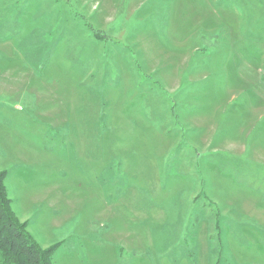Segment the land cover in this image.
Here are the masks:
<instances>
[{
    "label": "rangeland",
    "instance_id": "374dc122",
    "mask_svg": "<svg viewBox=\"0 0 264 264\" xmlns=\"http://www.w3.org/2000/svg\"><path fill=\"white\" fill-rule=\"evenodd\" d=\"M0 171L53 264H264V0H0Z\"/></svg>",
    "mask_w": 264,
    "mask_h": 264
},
{
    "label": "trees",
    "instance_id": "16d2710c",
    "mask_svg": "<svg viewBox=\"0 0 264 264\" xmlns=\"http://www.w3.org/2000/svg\"><path fill=\"white\" fill-rule=\"evenodd\" d=\"M6 171H0V264H53L56 246L41 249L18 223L7 195Z\"/></svg>",
    "mask_w": 264,
    "mask_h": 264
}]
</instances>
